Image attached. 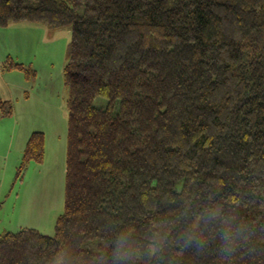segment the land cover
<instances>
[{
	"label": "trees",
	"instance_id": "1",
	"mask_svg": "<svg viewBox=\"0 0 264 264\" xmlns=\"http://www.w3.org/2000/svg\"><path fill=\"white\" fill-rule=\"evenodd\" d=\"M16 24L70 27L64 199L52 236L0 237V264L66 241L94 250L127 224L180 229L185 209L217 205L264 233V0H0V32ZM0 67L36 76L10 58ZM11 113L1 101L0 117ZM44 158L33 132L17 179ZM203 231L208 249L181 264H222L216 229ZM238 264H264V248Z\"/></svg>",
	"mask_w": 264,
	"mask_h": 264
},
{
	"label": "rangeland",
	"instance_id": "2",
	"mask_svg": "<svg viewBox=\"0 0 264 264\" xmlns=\"http://www.w3.org/2000/svg\"><path fill=\"white\" fill-rule=\"evenodd\" d=\"M70 38V27L47 29L38 24H16L0 33V65L10 58L15 63L30 65L35 71V79L29 81L35 94L31 95L29 90L26 97L33 101L42 117L40 125L33 129L37 132L44 129L46 139H54V134L61 136L67 130L63 67ZM43 99L47 100L48 108ZM16 119L19 128L23 129L24 124L31 126L21 115ZM4 121L14 126L13 117H6ZM0 133V150L7 151L11 135L1 126ZM62 166L65 161L63 165L60 161L44 165L31 162L17 179L18 169L13 163L7 166V161L0 159V237L20 227L34 229V222L42 225L37 228L41 233L54 234L55 219L63 208L65 172ZM50 188L53 196L46 199L44 194ZM27 206L35 208L32 216L25 213Z\"/></svg>",
	"mask_w": 264,
	"mask_h": 264
},
{
	"label": "clouds",
	"instance_id": "3",
	"mask_svg": "<svg viewBox=\"0 0 264 264\" xmlns=\"http://www.w3.org/2000/svg\"><path fill=\"white\" fill-rule=\"evenodd\" d=\"M186 221L175 229L167 218L152 222L143 230L127 224L113 229L103 246L85 251L73 242L60 244L44 260L35 258L31 264H181L185 250L200 253L209 247L205 227L215 228L217 250L222 264H238L247 250L251 256L264 248L258 226L248 218L238 217L222 205L209 206L196 212L185 209Z\"/></svg>",
	"mask_w": 264,
	"mask_h": 264
},
{
	"label": "crops",
	"instance_id": "4",
	"mask_svg": "<svg viewBox=\"0 0 264 264\" xmlns=\"http://www.w3.org/2000/svg\"><path fill=\"white\" fill-rule=\"evenodd\" d=\"M1 33V32H0ZM25 44V43H24ZM8 54V53H7ZM35 58V57H34ZM33 58V59H34ZM31 82L27 81L24 75L21 72H3L0 67V102L1 101H8L12 104V113L9 116L0 117V126L2 129H7L10 133V143L8 145V150L4 151L0 150V159H4L7 161V166L12 165L17 168L18 162L21 160L22 153L25 149V146L29 140L30 135L33 132H37V129H33L35 126H39L42 117L36 111L35 105L33 104L32 100L27 99V92L29 90L31 95H34L35 92L33 91ZM46 87V85H44ZM20 100H23L20 102ZM46 102L47 100L43 99ZM48 108V105H46ZM21 115L23 118H26L28 122L31 123V126H26L24 124L23 129L17 127V119L16 116L19 117ZM47 118L49 115H46ZM6 117H13L14 119V126H8V122L4 121ZM41 132L45 135L44 129H40ZM1 134V133H0ZM66 137H67V130L66 133H63L61 136L54 134V139H46L45 136V158L42 163L49 162H59L60 164L66 160ZM63 167V166H62ZM8 168V167H6ZM63 171L65 172V166L63 167ZM47 192V194H46ZM44 194V198L51 199L53 194H51V188L48 189ZM27 212L25 213L29 215H33V212H36L35 208L27 206ZM29 223V222H28ZM31 224V223H29ZM42 228V225H39L37 222H34V229ZM33 229V228H32ZM38 230V229H37Z\"/></svg>",
	"mask_w": 264,
	"mask_h": 264
}]
</instances>
